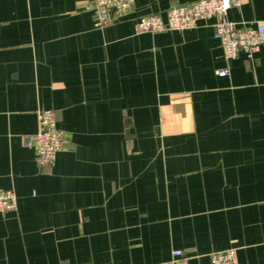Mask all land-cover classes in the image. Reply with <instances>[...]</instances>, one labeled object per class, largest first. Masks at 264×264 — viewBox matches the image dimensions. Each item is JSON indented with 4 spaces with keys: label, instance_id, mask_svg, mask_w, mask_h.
Instances as JSON below:
<instances>
[{
    "label": "crops",
    "instance_id": "0c3cea01",
    "mask_svg": "<svg viewBox=\"0 0 264 264\" xmlns=\"http://www.w3.org/2000/svg\"><path fill=\"white\" fill-rule=\"evenodd\" d=\"M194 1L97 26L92 0H0V264H264V44L226 60L211 20L134 32ZM238 2L229 20L264 23V0ZM40 109L65 134L42 168Z\"/></svg>",
    "mask_w": 264,
    "mask_h": 264
},
{
    "label": "built area",
    "instance_id": "2783aa9c",
    "mask_svg": "<svg viewBox=\"0 0 264 264\" xmlns=\"http://www.w3.org/2000/svg\"><path fill=\"white\" fill-rule=\"evenodd\" d=\"M133 0H92L91 9L97 26H103L130 10ZM238 0H195L172 6L162 18L158 14L141 16L134 24V32L183 31L197 26L200 21H209L214 37L219 41L226 60L234 59L239 51L248 56L256 54L264 44V23L241 26L229 20L227 11L238 6ZM215 75H229L227 68L218 69ZM38 129L29 136L28 145L34 149L39 167L50 166L65 139L64 131L57 128L55 114L51 109L37 111ZM16 209V195L12 190H0V212ZM234 249L214 253L210 264H236ZM167 264H186L183 252L173 250Z\"/></svg>",
    "mask_w": 264,
    "mask_h": 264
},
{
    "label": "water",
    "instance_id": "95a60500",
    "mask_svg": "<svg viewBox=\"0 0 264 264\" xmlns=\"http://www.w3.org/2000/svg\"><path fill=\"white\" fill-rule=\"evenodd\" d=\"M126 136L131 137L128 130H126Z\"/></svg>",
    "mask_w": 264,
    "mask_h": 264
}]
</instances>
